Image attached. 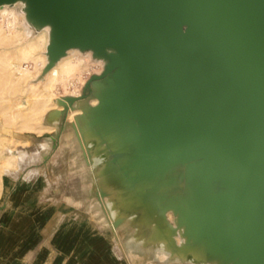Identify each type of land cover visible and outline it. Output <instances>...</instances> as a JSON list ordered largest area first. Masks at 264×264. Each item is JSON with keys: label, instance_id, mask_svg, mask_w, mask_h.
Returning a JSON list of instances; mask_svg holds the SVG:
<instances>
[{"label": "water", "instance_id": "95a60500", "mask_svg": "<svg viewBox=\"0 0 264 264\" xmlns=\"http://www.w3.org/2000/svg\"><path fill=\"white\" fill-rule=\"evenodd\" d=\"M26 2L52 28L50 65L73 48L108 58L65 101L105 84L91 124L128 129L125 172L156 181L154 214L180 210L205 261L264 264V0ZM183 181L196 188L189 209Z\"/></svg>", "mask_w": 264, "mask_h": 264}, {"label": "rangeland", "instance_id": "374dc122", "mask_svg": "<svg viewBox=\"0 0 264 264\" xmlns=\"http://www.w3.org/2000/svg\"><path fill=\"white\" fill-rule=\"evenodd\" d=\"M14 8V15L19 14L21 7ZM2 16L7 22L12 19L11 14V17L9 14ZM0 20L5 22L3 17H0ZM34 34L38 33L34 31ZM33 62L30 60L25 62L29 70L35 72L34 74L32 71V77L29 79V83L33 84V89L31 88L30 94L28 93L29 100L32 102L37 99L47 100L52 90L53 95L50 98L53 103L57 100L55 103L58 105L55 109L52 108L54 109L52 114L50 108L38 114L42 120L41 125L49 126V129H42H45L44 133L42 130L41 133L32 130V134L28 130L19 131L15 129L13 123H4L0 128L5 136L3 143H0V162L2 161L5 170L7 169L4 174L2 173L3 187L0 193V264H215L216 261L219 263L220 259L204 260L207 255L206 245L202 248L201 259L189 258L188 251L179 246V238L178 241L174 239L166 245L167 250L176 248L174 253L178 254L179 259H175L171 254L163 260L158 258L156 253L158 243L163 239L160 235L156 236L160 232L158 222L163 219L161 221L175 226L177 213L169 209L161 216L154 214L149 200L146 201L144 194L136 190L139 182L143 180L129 181L130 177H127L125 172L126 166L135 155L134 149L127 152H123L122 149L113 150L111 147L114 141L108 140L102 133L103 128L99 126L101 130L97 127L95 134L101 138L100 144L107 151V156L98 164L93 158L86 135L90 127L94 128L90 125L92 119L90 109L99 104L98 102L92 106V101L99 98L98 86L101 83L94 84L92 97L74 103L80 104V108L86 111L77 112L72 119H67L68 110L62 99L81 96L85 84L92 75L99 72L100 65L90 59L87 68L81 66L79 78L73 77L65 83H57L51 90H46L47 97H42L41 91L39 93L37 91L45 90L44 86L41 88L43 82H40V79L46 74V70H42L41 65L36 62L33 65ZM36 66L37 69L40 67L37 75ZM36 83L40 87L37 86V90L34 89ZM46 92H42V95ZM36 93L42 99L37 98ZM27 99L25 93H21L19 97L12 96L9 101L11 109L6 115H0V119L4 121V118H9L11 114H17L16 111L27 109L32 104L27 103L29 101ZM16 102L23 103L13 108ZM46 115L48 119L45 120ZM68 135H73L78 141L73 140L74 143H70ZM80 164L88 165L87 174L78 169ZM177 172L175 170L172 174L175 175ZM169 176L170 174L166 179ZM170 185L173 188L177 187L178 182ZM182 185L183 199H186L191 192L190 183L183 181ZM152 186L149 187L148 193L155 196L150 194ZM129 188H132L130 192L127 191ZM113 191H119L117 195L123 204L120 213H113L107 203L106 197H110ZM161 226H165L164 223ZM175 230L177 231L175 228L174 234H171L173 237L177 234Z\"/></svg>", "mask_w": 264, "mask_h": 264}, {"label": "bare ground", "instance_id": "6f19581e", "mask_svg": "<svg viewBox=\"0 0 264 264\" xmlns=\"http://www.w3.org/2000/svg\"><path fill=\"white\" fill-rule=\"evenodd\" d=\"M16 6L21 7V11L19 14L16 15V13H15V15H14L13 11L15 9L14 7H16ZM6 14H9V16L11 14V16H12V17L10 16L12 18L11 21L8 18L9 22H7L6 21L7 19L5 20V17L2 16V15H6ZM0 17L1 18L3 17L5 20V22H2L0 20V115H6L9 112V110L11 109V105L9 104V101L12 99V96L19 97V95L21 93H25L26 99H27L28 95L30 94L29 92H31L30 90L33 89L32 88L33 84L29 83V79L32 77V71L33 70L32 71L29 70V67L27 65H25V62H27L28 60H30V62H33V61L36 62V64L41 65L40 67L42 68V70L43 69L46 70V74L42 75V79H40V82H43V85L41 86V88H43V86H44L45 90H41V89L39 90L40 82L38 80H37V82L39 83V85H38V83H36V85L34 84L36 87L34 89L37 90V86L39 87L38 88L39 91H37V92L39 93L41 91L40 94L42 97L43 96L47 97L46 95H48L47 94L48 91L46 92V90H51L53 87L56 86L57 83H60V84H61V82L65 83L67 80H69L73 77L79 78L80 74H81V66L83 68H85V67L87 68L90 65V59H92L94 62H96L98 65H100V69H99V72L97 74L102 73L103 72L102 69H104L106 64L108 63V58L106 56L94 55V53L91 50L81 51L80 49L73 48V49L68 50L64 56H62L59 60L55 61L52 65H50L48 46H49V43L51 41L52 28L50 25H39L34 19H32L29 16V14L27 12L26 0H18L17 2H15L13 4L0 5ZM34 31H35V33H38V34H34ZM34 62H33V65L35 64ZM37 67L38 66H36V68H35L36 69V75H37V70H38V73L40 72V69H39L40 67L38 69H37ZM33 73L35 74L34 71H33ZM98 87L100 88V95H99V98L97 100L92 101V106L97 104L100 101V97L102 96L101 93L105 89V84L101 83ZM44 91L46 92V94L42 95V92H44ZM34 92H36V91H34ZM51 92H52V90L50 91V94L48 95L49 98H47V100H45L46 98L43 100L41 98V96H39L42 99V101L41 100L38 101L37 98H39V97L37 96L38 93H36L35 95L37 98H35V99H37V100H33V102L34 101L36 102V103L34 102V104L28 98L27 100H29V101L27 103H32V104H30V106L27 105V106H29L27 109H22V110L20 109L19 111H16L17 114H11L9 116V118L8 117L4 118V121H2L0 119V128L3 126L4 123H13L15 125V129L16 130L19 129V131L20 130H23V131L28 130L31 132L33 130V132H34V130H35V132L37 131L36 133H39L40 130H42L43 128L49 129L48 125L47 126L41 125L40 122L42 120L38 114L41 113L42 111L45 112L47 108L51 109L50 114L54 113V109L56 108V106L58 104L55 103L57 100L54 103L52 102L50 97L53 94H51ZM70 97L78 98L80 96L77 95V96H70ZM60 99H62V98H60ZM18 100H19V98H18ZM62 101H63V103L65 102L64 106L68 110V116H67L68 118L67 119H72L74 114H76L77 112H85L86 111L85 109L80 108L81 107L80 104H73L72 106H70L65 101V99L64 100L62 99ZM25 102H26V100H25ZM22 103L16 102L15 105H13V108H15L16 105H20ZM62 107L63 106H61V108ZM52 108H54V109H52ZM59 110H61V109H59ZM42 114H40V115H42ZM50 114H48V117H50L49 116ZM77 116H79V115H77ZM45 117H46L45 120L48 119L47 115ZM91 117H92V115H91ZM90 125H92V127H94V128H91L89 126L90 127L89 132L86 135V137H87L88 145H89V147L93 153V158L95 159L97 164L102 162L104 160V158L107 156V151L105 150L103 145L100 144L101 138L99 137V135L95 134V129L98 126L101 129L103 128L102 133L108 140L114 141V144L111 147L113 150L122 149L123 152H127L130 149H134V152H136L137 146L133 143V141H131L130 139L127 138V130L128 129L118 128L116 125H114V126L113 125H101L99 123L98 124H93V123L91 124V120H90ZM99 127L97 129H99ZM101 129H99V130H101ZM44 130H42L41 132H43ZM46 132H48V131H46ZM31 134H32V132H31ZM33 135H34V133H33ZM38 136H36V137H38ZM4 137L5 136H4V134H2L1 129H0V143H3L2 141L5 139ZM68 137H69L68 140H70L69 141L70 143L73 142V140H74V142L78 141V140H75L73 135H68ZM9 140L13 141V140H11V138H9ZM15 142L18 143L17 141H15ZM76 144H78V143H76ZM69 145H72V144H69ZM84 147L85 146H83V148ZM109 151H111V150L109 149ZM24 153H26V152H24ZM23 156H20V157L22 158ZM26 156H27V154H26ZM124 157H125V155H124ZM131 157L132 156H130V158ZM5 161L8 162L7 159ZM123 162H124V160H123ZM0 163H1L0 164V193H1V189L3 187L2 186L3 185L2 184V176H3L2 173L3 172L5 173V171L7 169L5 170V168L2 164V161ZM3 163H5V162L3 161ZM13 164L11 163V165H13ZM88 168H89L88 165H85V164H80V166L78 167V169L81 172L84 171L83 173H86ZM90 169H91V167H90ZM91 170H93V169H91ZM93 175L91 174V176H93ZM93 178H95V177H93ZM93 180H95V179H93ZM142 180L143 181L139 182V185L137 186L136 190H140L144 194L146 201L150 200L152 198L155 199V196H150L148 193L149 187L155 184V180L152 179V180H150L151 182L147 181L145 179H142ZM131 189L132 188H129V190H127V191L130 192ZM190 189H191L190 195L184 200V205H185V208H187V209L191 208L190 207V204H191L190 199L197 197L196 193H195L196 188H193V186L190 185ZM117 193H119V191H117V192L113 191L111 193L112 195L109 193V196L111 195L110 197H108V196L106 197L108 199L107 203H109L108 205L111 208L113 213H116V212L120 213V210H123V204L119 200ZM134 193H135V191H134ZM98 203H99V201H98ZM132 205H130V206H132ZM126 207H127V205H126ZM176 213H177V218H176L175 226L174 225L171 226L168 223L161 221L163 219H160V222H158L159 227H160V232H158L156 234V236L160 235L163 237V239L162 240L160 239L161 241L158 243L159 248L157 249V252H156L158 258L163 260L171 254L175 257V259H179L178 254L174 253L176 248H174L173 250H167L166 249V245L169 242H171V240L176 239L178 241V238L180 239V241H179L180 245L179 246L183 247L185 250L188 251L189 255H187V256L189 258L190 257L191 258H197V257L201 258L202 257V253H201L202 248H204L205 245L207 246L206 240L205 239L197 240L195 235L191 234L189 232V230L187 229L186 221L183 218H181L182 212L180 210H178V211H176ZM117 218H118V216L116 217V219ZM163 223L165 226L162 227L161 225ZM175 228L177 229V231L175 230L177 232V234L175 237H173L171 234H174ZM146 230H148V229L146 228ZM176 243H178V242H176ZM207 250H208V246H207ZM212 259H220L219 263L216 261V262H214L215 264H226L225 261L221 258V256H216Z\"/></svg>", "mask_w": 264, "mask_h": 264}]
</instances>
